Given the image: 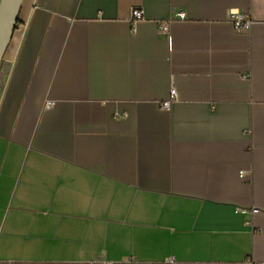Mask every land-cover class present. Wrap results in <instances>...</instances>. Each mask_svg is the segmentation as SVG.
I'll list each match as a JSON object with an SVG mask.
<instances>
[{
	"label": "crops",
	"instance_id": "1",
	"mask_svg": "<svg viewBox=\"0 0 264 264\" xmlns=\"http://www.w3.org/2000/svg\"><path fill=\"white\" fill-rule=\"evenodd\" d=\"M98 258L264 263V0H23L0 69V264Z\"/></svg>",
	"mask_w": 264,
	"mask_h": 264
},
{
	"label": "built area",
	"instance_id": "2",
	"mask_svg": "<svg viewBox=\"0 0 264 264\" xmlns=\"http://www.w3.org/2000/svg\"><path fill=\"white\" fill-rule=\"evenodd\" d=\"M176 16L179 18H182V19H184L186 17L185 13L183 11L178 12L176 14ZM143 18H144L143 9L141 7H138V6H134L131 9V15L129 18V21L131 22V29L133 32L136 31L135 22H137ZM229 20L233 23V25L237 31H241L243 29H250L252 24H253V20L245 12H240L237 10H231L229 12ZM168 26H169V21L167 23H163L161 25V28H162V30H165V29H168ZM176 98H177V90L174 86H172L171 90H170L169 97L163 102V107L165 109L169 110L171 108L173 101ZM55 104H56L55 100H47L45 107L49 108V107L55 106ZM241 175H243V172H241ZM170 261H172V259ZM88 264H113V262L110 260L103 259V258H98V259H95L91 262H88ZM262 264H264V263H262Z\"/></svg>",
	"mask_w": 264,
	"mask_h": 264
},
{
	"label": "water",
	"instance_id": "3",
	"mask_svg": "<svg viewBox=\"0 0 264 264\" xmlns=\"http://www.w3.org/2000/svg\"><path fill=\"white\" fill-rule=\"evenodd\" d=\"M23 0H0V69L18 23Z\"/></svg>",
	"mask_w": 264,
	"mask_h": 264
}]
</instances>
